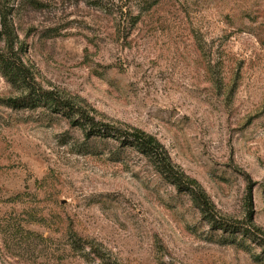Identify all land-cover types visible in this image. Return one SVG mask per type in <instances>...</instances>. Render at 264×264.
<instances>
[{"label": "rangeland", "instance_id": "obj_1", "mask_svg": "<svg viewBox=\"0 0 264 264\" xmlns=\"http://www.w3.org/2000/svg\"><path fill=\"white\" fill-rule=\"evenodd\" d=\"M28 1L0 0V51L8 32L39 86L151 134L216 218L264 231V0ZM19 94L0 74V264H264L133 148Z\"/></svg>", "mask_w": 264, "mask_h": 264}, {"label": "trees", "instance_id": "obj_2", "mask_svg": "<svg viewBox=\"0 0 264 264\" xmlns=\"http://www.w3.org/2000/svg\"><path fill=\"white\" fill-rule=\"evenodd\" d=\"M28 2L34 6L39 4L37 0H29ZM90 2L98 3L94 0ZM7 34V48L5 51H0V74L13 88L20 92L16 97L3 100L7 106L15 109L44 107L51 112L61 114L72 125L81 127L87 138L113 139L118 141L122 147L133 148L147 158L155 170L176 189L190 195L191 200L200 209L213 230L219 229L227 233V236L223 235L224 237L219 240L220 243H236L248 249L251 245L245 244L244 238H246L263 247L264 251V231L254 225L247 226L239 221L216 218L209 199L196 180L188 178L172 164L169 155L154 136L138 128L126 129L112 123L97 121L71 100L53 90L39 86L35 82L31 70L20 56L14 53L12 35H9L8 32ZM237 234L242 235L239 240H236ZM70 237L72 239L71 246L75 251L82 252L89 248L92 254L105 263L104 255L96 244L82 239L72 232H70Z\"/></svg>", "mask_w": 264, "mask_h": 264}]
</instances>
